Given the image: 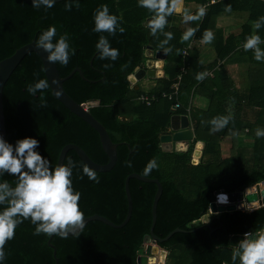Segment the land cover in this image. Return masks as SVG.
Returning <instances> with one entry per match:
<instances>
[{"label": "trees", "instance_id": "1", "mask_svg": "<svg viewBox=\"0 0 264 264\" xmlns=\"http://www.w3.org/2000/svg\"><path fill=\"white\" fill-rule=\"evenodd\" d=\"M210 1L183 0L200 7ZM35 4L38 7L28 0H0V61L10 57L20 47L36 42L44 30L55 26L56 33L51 42L55 44L63 36L69 46L67 64L55 61L60 77L67 76L77 67L86 79L75 73L63 83L65 92L78 104L97 101L98 105L90 106L88 110L104 126L111 141L118 144L117 161L112 170L98 173L88 168L95 173L96 180H90L83 173L86 166L74 151H68L65 156L63 164L69 159L74 164L72 186L80 193L78 205L84 218L99 215L114 224L122 223L127 212L126 177L136 173L157 179L162 185V194L157 203L154 235L164 238L176 228L186 231L174 234L168 241L158 244L159 247L169 255L174 249L178 250V255H174L176 264H239V257L235 262L231 261L233 249L229 247V238L264 230V207L249 212L234 209L231 210L233 212L224 211L226 213L215 215L206 214V211L209 207L210 212L219 192L232 193L264 180V157L257 160V168L251 171L243 168L242 161L239 162L241 159L232 158L229 164L216 160L220 140L229 136L232 148L236 147L237 138L245 129L238 116L233 115L221 134L211 131L213 126L210 121L219 118L226 110L224 104L219 108L221 103L218 100L215 104L217 109L212 111L211 100L209 109L203 114L204 120L198 117L194 127V142L206 143L205 153L213 155V159L191 167L189 163L194 151L191 144L187 153L163 152L159 136L165 132L172 116L173 102L159 99L148 107L137 104L134 97L139 92L130 88L129 77L144 63L146 49L164 51L167 62L165 72L169 81L163 90L169 91L180 68L184 67L178 101L181 102L183 94L186 101L182 103L183 108L176 112L187 114L188 98L203 67L197 61L198 53L194 49L187 50L184 58L181 57L182 50L191 40L202 41L206 30L213 34L219 17H230L241 10L250 11L249 20L252 22L264 17V0H215L201 18L189 20L187 29L191 27L196 31L188 40H181L185 31L166 26L153 36L150 29L144 26L153 13L140 7L137 0H63L51 4V7ZM102 4H107L109 13L118 17L117 25L125 28L123 33L118 29L113 33L93 31L94 14ZM226 5H230L229 11L225 10ZM167 32L172 33V38L166 44H159L160 40L166 39L164 33ZM255 32L263 40L264 24ZM241 34L249 36L250 27L243 26ZM101 36L108 40L109 47L119 50L115 60L100 58V49L95 45ZM233 48L231 45L230 50ZM250 56L254 60V54ZM261 63V68H264V61ZM40 80L47 83L41 60L35 53H29L12 72L3 89L5 141L14 145L16 140L24 137L36 138L39 144L34 150L50 161V167L56 166L59 152L67 144L77 145L92 161L105 164L107 157L97 133L55 99L49 86L34 93L27 91L29 85L34 86ZM209 81L211 88H216L221 96L232 86L222 73H216ZM204 83H208L207 80ZM253 88L250 91L252 94ZM257 90L264 94V85L258 86ZM244 102L246 106L264 107L263 103L254 102L253 97L251 102L248 95ZM153 158L157 167L149 175H143L145 165ZM194 171L208 177L205 185L202 182L195 185V179L188 178L189 172ZM3 178L10 186H15L14 176L5 172ZM129 190L132 213L124 227L115 229L99 221H90L74 235L60 237L52 234L50 243L55 247L58 264H137L136 258L143 249L144 237L150 231L156 186L130 179ZM6 206L7 203L0 208ZM203 217L208 220L189 227ZM21 219L22 223L14 229L13 238L3 245L0 264H55L53 250L47 244L51 235L42 232L33 234L41 221L33 224L30 218Z\"/></svg>", "mask_w": 264, "mask_h": 264}, {"label": "clouds", "instance_id": "2", "mask_svg": "<svg viewBox=\"0 0 264 264\" xmlns=\"http://www.w3.org/2000/svg\"><path fill=\"white\" fill-rule=\"evenodd\" d=\"M42 2L51 7V0H42ZM137 2L140 7L153 13L148 22L150 33L153 36L156 35L157 30H163L167 16L173 12L181 11L178 7L179 0H137ZM33 5L38 7L35 0H33ZM225 10L229 11L230 5H226ZM204 14L203 6L198 8L195 14L184 10L183 21L197 20ZM93 18V31H107L108 33H113L117 29L121 33L125 31L124 27L117 25L118 17L109 13L107 4L100 5ZM262 24H264V17H259L252 27L259 29ZM195 31L194 28H188L182 34L181 40H188ZM55 33V26H49L39 35L36 43L50 53L48 60L67 64L68 43L61 36L53 44L51 41ZM164 35L166 39L163 43L166 44L172 38V33L167 32ZM212 40V32L206 30L202 37V43H210ZM261 43L264 41L254 33L246 37L242 47L245 51L253 50V58L262 61L264 60V49L259 47ZM95 46L100 49L101 59L108 57L115 60L120 54L118 49L109 47V42L104 36L99 38ZM165 51H170V49H165ZM156 52L154 51V55ZM202 78L203 73H198L196 79ZM47 86L44 80H40L34 86L29 85L27 91L34 93L37 89H44ZM228 120L227 116L213 118L210 121L213 126L211 131L215 132L223 128ZM256 136H264V130L257 129ZM38 144L39 141L33 137L18 139L14 145L0 137V205L7 203L6 207L0 208V261L3 260V245L6 240L13 238L15 227L22 223L21 218L24 220L30 218V222L33 224L36 221H41L35 227L34 235L42 232L46 235L55 234L66 237L67 232L84 228V215L78 205L80 193L72 186L73 162L69 159L66 164L50 167V161L34 150ZM156 167V160L154 158L149 160L143 169V175H149L151 170ZM5 172L16 178L14 187L10 186L9 182L3 178ZM83 173L90 180L97 179L95 173L86 167L83 168ZM216 202L226 204L228 202L227 194H217ZM251 233L254 232L251 231ZM74 234L76 233L74 232ZM248 235L249 233H245V237ZM237 257H239V264H264V231L256 232L255 239L245 238L239 241L232 251L231 261L235 262Z\"/></svg>", "mask_w": 264, "mask_h": 264}, {"label": "crops", "instance_id": "3", "mask_svg": "<svg viewBox=\"0 0 264 264\" xmlns=\"http://www.w3.org/2000/svg\"><path fill=\"white\" fill-rule=\"evenodd\" d=\"M200 6L194 2L182 3V12L172 13L166 17V23L164 26L168 28H179L182 31H186L188 27V22L183 21V11L186 10L190 14H193ZM250 11L241 10L236 11L230 17H219L215 22V31L213 33V40L210 43H202V41L191 40L186 45L188 50L194 49L198 53L197 61L203 67L201 73H203V78L198 80L195 87L192 89L190 96L188 98V104L186 107V116H188L190 122V128L193 131V137L195 138V124L197 118L200 117L201 120H204L203 114L209 109L212 100V111H215L217 107L215 106L216 101L218 100L221 104L219 108H222V104L225 105V113L220 117L227 116L229 117L228 123L231 120L233 115H237L241 125L245 126L244 131L241 136L237 138V146L232 148L231 137H223L219 144L217 145V161L220 163L223 161L225 164L232 163L231 159H241L243 168H247L248 171L254 170L258 166V159L264 157V136H256V130H264V107L246 106L244 102L245 96L252 97L254 102H261L264 104V94H261V90H257L258 86L264 85V68H261V61L253 60L249 55L254 54L253 50L249 49L245 51L242 47L244 37H248L244 34H241L243 26L248 25L250 27V35L256 33L255 29L252 27L254 22L249 20ZM264 41V39L262 40ZM231 45L234 46L230 50ZM261 49H264V43L259 45ZM230 52L224 56V53L227 51ZM150 51V54H147ZM162 54H165L164 51ZM154 51L151 49H146L144 56L147 58L153 56ZM161 53H158L160 55ZM154 60H161V58L156 59V55L153 56ZM166 60V59H165ZM164 62L163 67V77L148 79L146 76L140 77L137 74L135 76V82L133 84V90L135 92L141 93H159L163 90L166 82L168 80V75L165 72L166 61ZM264 61V60H262ZM138 68L136 69V71ZM222 73L224 77L229 79L232 83V86L221 96L217 93L216 88H211V81L213 76L216 73ZM140 78V79H139ZM207 80L208 83H204ZM254 87V94L250 93L251 87ZM264 92V91H263ZM250 93V94H249ZM136 95L134 97L135 102L137 103ZM180 97V96H179ZM183 98L180 108H183L182 103L186 101V98L181 95ZM139 104V103H137ZM171 110H173L171 108ZM193 110V111H191ZM193 112V113H192ZM175 113L178 114L175 110ZM181 115V114H180ZM122 119V118H120ZM227 123V124H228ZM226 124V125H227ZM206 125V124H205ZM226 125L215 131L216 134H221ZM253 130H250V128ZM202 134V133H201ZM191 143L193 150L195 145L200 143L203 145L201 152L197 153L198 164L207 163V160L213 159V155L206 154V143L202 141ZM171 153V152H168ZM193 158V157H192ZM237 162V161H235ZM191 167H196L197 165H192ZM224 164V166H225ZM221 206L219 204H212L210 212L217 214L224 211H231L236 209L235 206ZM264 231V230H260ZM259 231V232H260Z\"/></svg>", "mask_w": 264, "mask_h": 264}, {"label": "water", "instance_id": "4", "mask_svg": "<svg viewBox=\"0 0 264 264\" xmlns=\"http://www.w3.org/2000/svg\"><path fill=\"white\" fill-rule=\"evenodd\" d=\"M28 1L33 2V0H28ZM61 1L63 0H51V4L59 3ZM35 3L45 5L42 2V0H35ZM182 3L183 0H179L178 7L181 9V11H176L174 13L180 14L182 12ZM150 19L151 18H148L144 23V26H146L147 28H149L148 22ZM29 53H35L41 60L44 75L53 97L57 99L67 110H69L72 114H74L82 121H84L97 133L102 150L107 157V162L105 164H98L92 161L89 158V156L77 145L67 144L60 150L57 158L56 166L59 164H63L67 152L72 150L82 161V163L90 170L98 173H105L112 170V168H114L117 161L118 144L113 143L111 141L108 132L106 131L104 126L101 123H99L90 114L88 108H86V104H78L77 102H75L72 98L69 97V95L65 92L63 88V83L67 81L75 73H78L82 79L86 80L83 77L81 70L76 67L67 76L60 77L55 61L48 60V56L50 55V53L44 50L42 47L38 46L36 42H31L20 47L10 57L0 61V137H2L4 140L6 139L5 120H4L3 104H2V93L4 86L8 81L9 77L11 76L12 72L20 64L23 58ZM158 53L161 54L158 55ZM165 57H166L165 54H162V52L157 51L156 59L161 58V60H154L152 59L151 56L145 61L144 67L146 69L145 70L146 78L159 79L163 77V67H164L163 61L165 60ZM96 105H98L97 101L93 106ZM171 114L172 116L170 117L169 122L166 125L165 132L159 136L160 148L162 149L163 152L187 153L189 151L190 144L193 142L194 139L193 131L190 128V122L188 116L176 114L174 110H171ZM130 179H136L140 182L150 183L156 186V192L154 194L151 205L152 221H151L149 235L144 237L143 249L136 258L137 264H145L146 259H148L149 257H157L160 254L162 249L159 247L158 244L168 241L176 233L186 232L184 230L176 228L164 238H158L157 236L154 235L153 229L156 223L157 203L162 194V185L157 179L147 178L136 173L129 174L124 181V192L127 201V212L123 222L117 225L112 223L105 217L99 215H92L84 218V226L90 221H99L112 228L120 229L128 223L132 213V200L129 190ZM219 193H224V192L221 191ZM225 194H227L228 202L235 203L236 205L235 211H245V210L253 211L260 207H264V180L254 185L238 188L236 191L232 193H225ZM79 230L80 229H75L74 232L77 233ZM74 232L69 231L66 233V236L74 235ZM51 238L52 235L50 236L47 244L49 248L53 250L52 256L55 264H58L55 247L50 243ZM246 238L255 239L256 234H251ZM242 239H245L243 235L236 234L230 236L228 242L229 247L234 249L238 245L239 241H241Z\"/></svg>", "mask_w": 264, "mask_h": 264}, {"label": "built area", "instance_id": "5", "mask_svg": "<svg viewBox=\"0 0 264 264\" xmlns=\"http://www.w3.org/2000/svg\"><path fill=\"white\" fill-rule=\"evenodd\" d=\"M214 3H215V0H211L210 2H207V3H205L202 6L206 10L209 5L214 4ZM188 49H189L188 47L187 48L185 47L182 50L181 57L184 58V57L187 56V50ZM153 56H154V53H153ZM145 58H146V56H145ZM144 64H145V62L141 64V66L138 68V70L136 72H134V74L140 73L139 74L140 77H144L145 76V70H146L145 67H144ZM184 74H185V69H184V67H181L180 68V72L174 78V81L171 84L168 92L162 91L159 94H155V93H153V94L141 93V94L138 95V97L136 99L137 103H139L140 105H144V106L148 107V106H151L154 102L158 101L159 99H166L169 102H173V107H172L173 110L179 109L181 107V104L178 101L179 87H180V82H181L182 77L184 76ZM133 84H134V82L130 81V88L131 89H133ZM191 164L192 165H197L198 164V160L194 161L193 158H191ZM257 232H259V231H257ZM248 233H249V235L256 234V232H254V233L248 232ZM244 237H245V234H244Z\"/></svg>", "mask_w": 264, "mask_h": 264}, {"label": "rangeland", "instance_id": "6", "mask_svg": "<svg viewBox=\"0 0 264 264\" xmlns=\"http://www.w3.org/2000/svg\"><path fill=\"white\" fill-rule=\"evenodd\" d=\"M159 44H163V40H160ZM95 104V102H91L89 104L86 105L87 108H89L90 106H93ZM122 120V119H120ZM124 120V119H123ZM169 165L171 166V160H169ZM186 168H187V165H186ZM189 171H192L190 168H189ZM198 171H194V172H189V176L188 178L192 177L195 179V185L197 184H201L202 182V185H205V181L207 180L208 177H202L200 175V173H197ZM195 194V193H194ZM234 208V206L232 207ZM208 210H209V207H208ZM206 211V214H212V215H215L214 213H211L209 211ZM246 212H249L248 210H245ZM206 217H203L202 219L198 220V221H195L193 223L190 224V228H193V227H196L198 225H200L202 222H206ZM165 257H164V261H165V264H176V259L175 257L178 255V250H173L171 255H169V252L165 251ZM177 254V255H176ZM176 255V256H174Z\"/></svg>", "mask_w": 264, "mask_h": 264}, {"label": "bare ground", "instance_id": "7", "mask_svg": "<svg viewBox=\"0 0 264 264\" xmlns=\"http://www.w3.org/2000/svg\"><path fill=\"white\" fill-rule=\"evenodd\" d=\"M147 54H150V51ZM139 74L140 73H138V75ZM129 80L131 82H135V76H134V74L129 77ZM202 147H203V145L200 144V143H197L195 145V149H194L193 155H192L194 161L199 160L198 159V156H197V153L198 152H201ZM215 203L216 204H219V203L216 202V197H215ZM219 205H221V206H228V205L230 206L231 205V206H235V208H236L235 203H230V202H227L226 204H219ZM165 253H166L165 250H161L160 254L157 257H149L148 259H146L145 264H165V261H164Z\"/></svg>", "mask_w": 264, "mask_h": 264}]
</instances>
